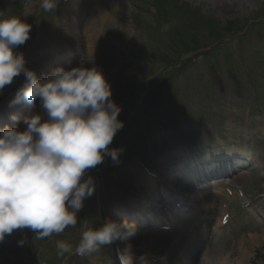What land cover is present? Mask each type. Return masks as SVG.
<instances>
[{
  "label": "rangeland",
  "instance_id": "obj_1",
  "mask_svg": "<svg viewBox=\"0 0 264 264\" xmlns=\"http://www.w3.org/2000/svg\"><path fill=\"white\" fill-rule=\"evenodd\" d=\"M179 3H183V5L197 9L201 14L205 15V17L210 16L214 21L218 22V24L221 27H225L229 24H233V22H236V20H243L248 17L249 14L252 12H256L261 6H264V0H229V4L226 6H223L222 2L217 5V3H209L207 0H177ZM86 8L92 12L97 8V5H85ZM92 8V9H91ZM148 8H150V5H148ZM154 12V10L158 13L156 7H152L150 9ZM172 11L177 15L176 10L172 9ZM159 17V25L161 26H155V23L153 21L148 20V31H145L147 33L149 41L152 42L151 45H146L143 43L141 47L136 46V44L131 41V37L134 35L129 30L121 31L120 34L119 31H113L111 28L112 24H107L104 29L105 33L108 34V37H110V33L115 32V37L112 38L114 40V48L110 46L111 44H108L104 41H100V45H97V51L93 55H91V59L88 58V56L85 58L84 64L82 67H84L83 71V79H84V92L87 93L90 99V103L87 102L88 107L93 115H99L102 112H105L108 108V101L112 98V90L114 91V82L117 81V83L122 86H126V89L129 90L134 86H138L141 84L144 76L145 78L148 77H159L161 72L169 66V63L174 59L172 56L175 53V43L173 40L169 39V29H165L167 25L175 27H179L177 25V17L172 16L171 14L162 13ZM98 14V12H96ZM180 19V17H179ZM206 19H203L202 22H205ZM161 27V29L159 28ZM128 31L129 33H126ZM162 31L166 34L165 36H162ZM256 30L254 31V33ZM188 35L192 34V30L187 32ZM258 34V35H257ZM255 34L253 37H251L250 41H236L233 45L228 47L226 49V52L230 54V58L232 62H241L245 65H253L251 58H254L259 55V51L262 49V45L264 43V40L259 38V32ZM257 35V37H256ZM199 37V36H198ZM174 40L175 37L173 36ZM200 38V37H199ZM96 41V42H98ZM95 42V43H96ZM95 47V46H94ZM134 47V50H137L135 53V56L130 57L127 59V50ZM260 47V48H259ZM115 49V50H114ZM116 49L123 52L126 58L123 60L115 61L116 56ZM139 49V50H138ZM87 53V51H86ZM223 54V53H222ZM221 54L220 61L216 60L217 64L223 63V55ZM122 55V54H121ZM231 55H235L236 58H232ZM138 57H141V68L142 72L139 70V68L134 65V62H137ZM133 58V60H131ZM243 59V61L241 60ZM264 61H262V64ZM216 64V65H217ZM196 71L192 64H189L185 69V75L181 78H177L176 81L171 85V88H174V94L175 97L170 96L169 104H172L174 106L176 103L179 102L180 99L178 97L181 94V89H184L189 82L194 80V74L193 73H200L202 71H207L211 69L208 64H202L197 65ZM255 66L247 67L248 71H251V69ZM214 69V68H213ZM217 69V67H215ZM122 70L121 75L118 74V71ZM92 72L94 75L98 76V79H94V76L91 75ZM245 73V72H244ZM247 76L246 82L240 86L242 89L243 94L249 95L250 87L254 83L255 85V94H259V96L262 98L264 97V86L260 85V81L255 79L253 80V76L251 75H244V77ZM230 83L227 85L229 88L235 89V83L232 82L231 79H228ZM106 85H104V82ZM166 93H161L158 95L159 102L163 104L162 98ZM155 105H151L150 103L148 106H156L157 100L154 101ZM102 106H104L102 108ZM117 110V108L115 109ZM117 114V113H116ZM122 116V114H121ZM120 117V115H119ZM121 127L125 126L123 118H121ZM179 123L177 122V125ZM177 128V127H176ZM126 135L129 137L132 133V130L125 131ZM183 143H186V139L184 138L182 140ZM157 154L154 152L153 156ZM147 156H151L149 152H147ZM161 155H158L156 157H160ZM133 165H129V167L126 168L125 172L129 174L132 177V172H129L130 168ZM135 168V167H133ZM69 172L67 174L62 175L60 178H57L54 180V183H57L58 186L62 185L61 192H62V198L61 200L57 202H52L51 205H49L48 208L50 210H59V208L62 210L65 209V197L69 196L71 184L73 182L72 174H73V168H68ZM138 167L136 166L135 173L138 171ZM133 178V177H132ZM136 180V178H135ZM130 181V179H129ZM130 186H133V182L130 181ZM253 183H256V185L264 188V168L261 170L260 174H258V177L253 180ZM54 201V200H52ZM34 207V205H33ZM43 207V206H42ZM23 229L19 230H12L9 231V233L17 234V235H10V240L17 244L19 236L18 234L22 233ZM44 235V234H43ZM43 235L41 236V239H43ZM145 241V239H143ZM175 240H178L180 244L177 246L176 249L182 250V248L186 245L187 242H189V239L187 237H176ZM142 242V240L140 241ZM22 246H25V242H21ZM141 244V243H140ZM261 247H264V243L262 244V241L259 243ZM142 245V244H141ZM262 252V251H261ZM238 257H240L239 254L233 255V260L241 262L238 260ZM24 256H13L8 255L3 260H10L12 262H22L23 263ZM258 260V259H257ZM260 262H264V257Z\"/></svg>",
  "mask_w": 264,
  "mask_h": 264
},
{
  "label": "bare ground",
  "instance_id": "obj_2",
  "mask_svg": "<svg viewBox=\"0 0 264 264\" xmlns=\"http://www.w3.org/2000/svg\"><path fill=\"white\" fill-rule=\"evenodd\" d=\"M209 3H217V5L219 3L222 2L223 6H226L228 5L230 2L229 0H207ZM126 18V17H125ZM80 86L82 85L83 88H84V85L82 84V82H80L79 84ZM80 94V92H79ZM81 95V94H80ZM63 100V101H62ZM62 100L61 101H57L55 103H52L51 106H52V113L58 118H62L63 115L65 114H68V112H72V111H75V110H78V109H81L82 107H84V103L82 102V97L80 96V98H77V97H74V95H68V94H65L63 97H62ZM40 126L37 125V124H34L30 127L27 128V131H26V135H30L34 132H36L38 130ZM143 180L145 179V181L148 183V184H151V179H149L147 176H142ZM166 180V179H165ZM167 182V181H166ZM215 184H218V183H214L213 185ZM50 194H55V193H58V192H55V191H58V190H54V189H50ZM207 195V194H205ZM43 198H45L46 194L42 195ZM196 199H200L201 197L204 196L203 195H195ZM46 199V198H45ZM46 201L49 202V199L47 198ZM45 203V202H44ZM41 211H45V209H41ZM256 237H253L252 240L255 242V244L259 241L258 239H255ZM138 236L137 235H132L130 234V237H128V239H125L123 240V245L124 247L129 250L130 252H132L134 250V248H136L133 243L135 241H139L138 240ZM257 241V242H256ZM239 264H245L244 262H240Z\"/></svg>",
  "mask_w": 264,
  "mask_h": 264
}]
</instances>
